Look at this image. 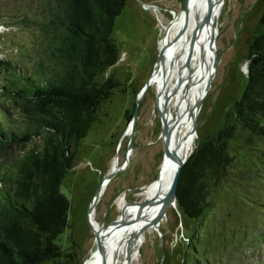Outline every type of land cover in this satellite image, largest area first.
<instances>
[{"label":"trees","instance_id":"1","mask_svg":"<svg viewBox=\"0 0 264 264\" xmlns=\"http://www.w3.org/2000/svg\"><path fill=\"white\" fill-rule=\"evenodd\" d=\"M125 3L37 0L28 58H0L6 97L0 101V151L28 144L0 164V264L82 262L71 237L66 247L57 242L70 208L60 183L74 166L79 140L100 120L102 103L119 84L113 76H96L118 58L112 29ZM247 43L241 95L223 124L197 142L179 174L176 205L192 219L183 264L219 263L226 253L222 199L240 197L239 177H264V10ZM124 116L132 114L126 109ZM231 169L237 178L228 180Z\"/></svg>","mask_w":264,"mask_h":264},{"label":"rangeland","instance_id":"2","mask_svg":"<svg viewBox=\"0 0 264 264\" xmlns=\"http://www.w3.org/2000/svg\"><path fill=\"white\" fill-rule=\"evenodd\" d=\"M183 1L126 0L115 16L112 36L119 55L115 63L98 73L96 78L104 80L108 75L113 76L119 84L113 88L111 97L102 103L104 112L100 120L79 140L74 166L60 183L61 191L69 198L70 208L68 225L58 235L57 242L66 247L71 243V237L81 261L87 258V262L96 251L87 210L98 181L115 164L116 158L117 165L126 158L124 154L130 137L126 128L131 118L127 120L124 111L128 109L133 113L137 93L156 60L161 36L165 35L167 24ZM36 3L37 0H0V58L14 62L28 58L33 39L29 22L36 11ZM263 10L264 0H222L220 14L215 18L216 67L196 114V135L191 149L223 124L234 101L241 95L248 79L245 72L247 39L255 33ZM2 75L4 73L0 78ZM171 81L172 78L168 82ZM186 85L189 89L190 83ZM171 88L168 85L167 93ZM157 93L158 85L152 83L138 100L133 148L127 164L109 179L94 207V218L97 221L102 218L99 223L118 217L122 198L124 202L142 200V187L159 177L165 144L160 134ZM5 98L0 89V101ZM26 146L28 144L0 151V164L6 163L8 154H20ZM245 175L247 177L243 176L241 180L239 177L241 184L235 192L240 197L233 198L234 195L228 193L222 199V243L226 253L216 264H264V177L252 179L249 174ZM234 178L237 175L231 169L228 180ZM250 198L263 204L251 203ZM226 210L230 214H226ZM191 227L192 219L177 207L176 202L168 206L157 229L154 226L146 229L133 264H183ZM115 232L110 234L111 238ZM44 264L55 263L46 260Z\"/></svg>","mask_w":264,"mask_h":264},{"label":"bare ground","instance_id":"3","mask_svg":"<svg viewBox=\"0 0 264 264\" xmlns=\"http://www.w3.org/2000/svg\"><path fill=\"white\" fill-rule=\"evenodd\" d=\"M209 2H213V0H189L183 13L167 29L164 39L160 42V47L163 43H171L174 34L177 32L176 39L166 50L164 62L157 65L154 73L153 83L158 85L159 109L166 102L165 115L168 118V123L173 120L177 123L172 132V145L175 146L176 153H166V159L160 168L159 177L156 181L143 186L140 192L142 200H150L154 197H156V200L148 201L131 223H122L114 227L101 229L99 235L102 239L104 253L101 255L96 250L86 264H102L103 259L106 264H133L136 249L142 243L146 229L153 227L147 224L156 218L160 212L162 197L166 193L177 167V155L180 157L186 155L193 146L196 133H189L191 119L188 110L192 106H190V102L193 104L201 93L203 84L212 75L213 47L210 41V25L206 19ZM219 8L220 6L214 17L218 16ZM176 51L178 52L176 53ZM186 61H188L187 65H185ZM179 66H184V68L177 75L176 69ZM171 78L172 81L168 82ZM173 80L176 81L175 85ZM162 82L166 83L164 89H160ZM188 83H190L189 89L186 85ZM168 85L172 87L170 93L166 91ZM162 138L164 144H166L165 135ZM130 153L126 155L124 165L127 164ZM115 160L117 164L118 159ZM106 180L102 184V192L109 181ZM172 204L175 205V202L170 203V205ZM124 205L126 206L124 207L123 217L131 219L136 206L135 204L125 203L122 198L120 207L122 208ZM93 213L90 215L92 224L100 226L96 222ZM141 228H143L142 231ZM115 230V235L111 238L110 234Z\"/></svg>","mask_w":264,"mask_h":264},{"label":"water","instance_id":"4","mask_svg":"<svg viewBox=\"0 0 264 264\" xmlns=\"http://www.w3.org/2000/svg\"><path fill=\"white\" fill-rule=\"evenodd\" d=\"M189 0H184L181 5L180 8L177 12H175L173 18L169 21V23L167 24L165 30H164V34L167 31V29H169L171 27V25L176 22L178 20V18L180 17V15L183 13L184 8L186 7L187 3ZM222 0H213V2H209L208 3V8H207V12H206V19L209 21V25H210V41L213 47V53H212V59H211V72H213L215 70L216 67V62H217V44H216V35H217V28H216V24H215V18L214 15L217 12L218 7L221 5ZM174 38L173 40H171V43H163L162 46H159L158 52H157V57L156 60L154 62V65L152 67L151 73L149 74V76L147 77L144 85L142 86V88L138 91L137 96H136V101H135V105H134V110L131 116V119L129 120V123L127 125V130H129L130 132V137L127 143V147L125 149V155H128L130 153V151H132V140H133V136H134V131H135V122H136V116H137V103L138 100L142 97V95L144 94V92L147 90V88H149V86L153 83L154 81V73H155V69L157 67V65H160L164 62L165 59V55H166V50L169 47V45L172 44V42L174 41V39H176L175 37H177V32L174 34ZM161 39H164V36H161ZM161 41V40H160ZM188 61H186L185 65H187ZM182 68H184V66H179L176 70H177V75H179L181 73ZM248 71V67L245 68V72L247 73ZM211 78H208L205 83L203 84L202 87V91L200 93V96L193 102L192 106L190 107V109L188 110V115L191 119V125L189 127V133L190 134H194L196 133V114L198 112V109L201 105L202 99L205 97L208 88L210 86V81ZM165 82H162L161 84V88L160 89H164L165 87ZM161 91V90H160ZM159 93V92H158ZM158 93H157V98H158ZM156 98V99H157ZM157 101V100H156ZM157 108V107H156ZM167 110V105L166 102L164 103V105L161 107V109L157 108L158 114H159V118L161 121V136L165 135L166 138V144L163 145V158L161 161V165L162 163L165 161L166 159V153H176L175 150V146L172 145V132L175 129L177 123L173 120L172 122L168 123V118L165 115V111ZM193 151V149H191L186 155L180 157L177 155V167L175 169V172L173 174L172 180L168 186V189L166 191V193L163 195L162 197V205L160 208V212L158 214V216L154 219H152L151 221H149V223L147 225H152L154 226V228L157 229V224L160 221V219L162 218V215L165 213L167 207L170 205L171 202H176V187H177V183H178V179H179V174L181 171V168L186 160V158L190 155V153ZM124 161L120 163V165L118 166L116 163L110 168V170H108L98 181V184L95 188L93 197L90 201L88 210H87V219L88 222L91 226L92 232L94 234V242H95V249L97 250V252L99 254H103L104 253V249H103V244H102V239L99 235L100 230L103 229L104 227H114L117 226L119 224L122 223H131L133 220V218H135L138 214V212L145 207L146 203L148 201H153L156 200V197L150 199V200H140V201H126L125 203H131V204H135V210H134V214L133 217L131 219H126L125 217H123V213L124 212V206H122L121 208V212L118 215V217L111 219L105 223H99L101 219H98V221L96 220V222L98 224H100V226H94L92 224V221L90 219V215L94 210V207L96 205V203L98 202L101 194H102V184L104 182V180L108 181L113 174H115L116 172L120 171L121 169L124 168ZM160 165V166H161ZM143 230V228H141V231ZM93 253L90 254V256H92ZM89 256V257H90ZM88 257V258H89ZM86 259H84L82 261L81 264H86ZM102 264H106V261L103 259L102 260Z\"/></svg>","mask_w":264,"mask_h":264}]
</instances>
